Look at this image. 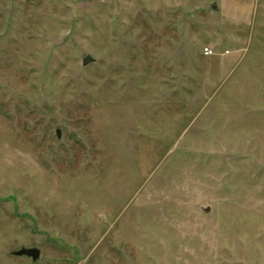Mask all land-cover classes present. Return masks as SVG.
Returning <instances> with one entry per match:
<instances>
[{
    "label": "rangeland",
    "instance_id": "1",
    "mask_svg": "<svg viewBox=\"0 0 264 264\" xmlns=\"http://www.w3.org/2000/svg\"><path fill=\"white\" fill-rule=\"evenodd\" d=\"M0 264H264V0H0Z\"/></svg>",
    "mask_w": 264,
    "mask_h": 264
},
{
    "label": "water",
    "instance_id": "2",
    "mask_svg": "<svg viewBox=\"0 0 264 264\" xmlns=\"http://www.w3.org/2000/svg\"><path fill=\"white\" fill-rule=\"evenodd\" d=\"M95 59L91 56V55H87L84 59H83V63L84 64H88L89 62L94 61ZM58 136H60V134H58ZM15 255L17 256H28L31 257L34 261L38 260L40 255H41V251L39 248H22L18 251L14 252Z\"/></svg>",
    "mask_w": 264,
    "mask_h": 264
},
{
    "label": "built area",
    "instance_id": "3",
    "mask_svg": "<svg viewBox=\"0 0 264 264\" xmlns=\"http://www.w3.org/2000/svg\"><path fill=\"white\" fill-rule=\"evenodd\" d=\"M204 54L210 56V55H213L214 54V51L210 47H205L204 48Z\"/></svg>",
    "mask_w": 264,
    "mask_h": 264
}]
</instances>
